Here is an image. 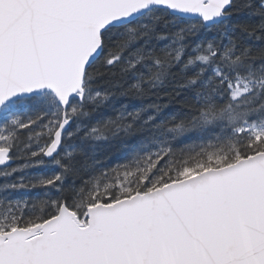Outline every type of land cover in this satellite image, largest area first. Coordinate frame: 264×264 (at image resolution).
Masks as SVG:
<instances>
[{
    "label": "snow or ice",
    "instance_id": "6c2138e0",
    "mask_svg": "<svg viewBox=\"0 0 264 264\" xmlns=\"http://www.w3.org/2000/svg\"><path fill=\"white\" fill-rule=\"evenodd\" d=\"M234 9L264 41V0H0V264H264V48L225 24ZM162 13L224 25L226 42L185 56L181 30L158 50ZM176 72L199 97L187 117L154 102L79 127L117 74L143 98ZM135 128L144 146L115 166L70 143Z\"/></svg>",
    "mask_w": 264,
    "mask_h": 264
},
{
    "label": "trees",
    "instance_id": "16d2710c",
    "mask_svg": "<svg viewBox=\"0 0 264 264\" xmlns=\"http://www.w3.org/2000/svg\"><path fill=\"white\" fill-rule=\"evenodd\" d=\"M241 0H237L239 5ZM157 38L153 41V45L158 50L163 49L166 45L170 46L171 41L176 38V33L184 30L186 35L184 39V54L190 56L196 51L197 46L206 45L208 43H220L225 41L224 25H212L203 27L198 25V19L174 17L162 13L159 21L156 22ZM258 23V17L251 16L248 12L234 9L232 15L227 19L225 24L235 29L236 25H247ZM193 25H197L195 31H189ZM234 35L239 37L240 41L250 46L254 52L264 48V41L260 39H249L244 36L239 29H235ZM160 36H166L167 39H161ZM259 37V32L256 33ZM226 42V41H225ZM111 87L115 93L113 98L108 102L94 106L89 110V114L82 118L79 124L81 129L91 126H96L98 123H106L109 120H115L120 116L122 111L133 112L140 108L147 109L149 105H160V115H167L170 119L175 117H187L188 114L195 110V106L199 101L195 93L190 90H185L180 87L179 82L183 79L179 72L174 73L169 77L168 82L157 90L156 94H148L143 98H137L131 95H122L115 91V88L121 83L120 76L117 74L112 77ZM108 82H105L107 84ZM227 102L226 100L224 101ZM147 115V113H142ZM75 127V126H74ZM27 131V130H24ZM197 136L198 134H193ZM148 137L146 130L135 128L129 133L119 132L112 134L107 132V139L103 140H88L83 135H74L70 143L73 146L83 145L87 149V156L83 152H79V156L87 162L89 159H94L96 162H102L105 165H119L127 162L135 151H139L144 146V142ZM197 141L193 139L192 143ZM25 161L16 160L15 164H23ZM55 165L48 163L44 168H30L27 172H44L51 171ZM73 182H78L79 175L70 178ZM42 190L37 188L34 191H20L16 195L21 200L35 199L36 195Z\"/></svg>",
    "mask_w": 264,
    "mask_h": 264
},
{
    "label": "water",
    "instance_id": "95a60500",
    "mask_svg": "<svg viewBox=\"0 0 264 264\" xmlns=\"http://www.w3.org/2000/svg\"><path fill=\"white\" fill-rule=\"evenodd\" d=\"M181 17H188V18H194V19H198L197 17H195L194 15H191V14H189V15H186V16H181Z\"/></svg>",
    "mask_w": 264,
    "mask_h": 264
}]
</instances>
